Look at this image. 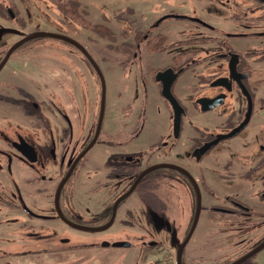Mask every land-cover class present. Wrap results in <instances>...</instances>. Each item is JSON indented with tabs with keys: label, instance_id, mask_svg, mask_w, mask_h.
Masks as SVG:
<instances>
[{
	"label": "flooded vegetation",
	"instance_id": "af4514ba",
	"mask_svg": "<svg viewBox=\"0 0 264 264\" xmlns=\"http://www.w3.org/2000/svg\"><path fill=\"white\" fill-rule=\"evenodd\" d=\"M73 1L79 18L86 20L87 9ZM114 16L119 30L107 26L118 40L117 67L130 72L127 81L141 84L143 109L132 126L127 112L117 115L122 133L117 140L103 131V119L90 145L99 110L93 129L85 132L77 128L74 102L66 108L44 95L42 73L35 80L23 79L30 66L11 65V59L16 52L25 53L22 45L35 38L8 54L27 36L10 41L8 24L23 20L11 0H0V264H43L46 259L96 264L103 262L97 251L110 247L130 250L134 262L160 264V255L141 251L161 246L154 235L160 229H180L173 264L184 241L181 264H234L245 256L238 264H264L256 258L264 250L257 249L264 243V0H181L168 12L127 8ZM130 62L134 64L128 67ZM70 70L69 64L67 79ZM165 70L175 74L170 90L182 108L177 132L171 105L155 79ZM188 73L192 78L183 103L172 88ZM148 87L155 88L167 121L156 142L140 145L151 103ZM208 143L212 145L201 153ZM95 147L99 154L93 158ZM155 165L165 166L147 172L132 188ZM210 172L228 183L245 180L246 192L216 195L205 180ZM151 175V184L163 186L164 208L146 209L141 225L138 200L131 195ZM76 186L82 191L77 193ZM203 195L221 202L203 208ZM185 199L191 200L190 207L183 208ZM203 209L210 213L202 215ZM153 212L163 219L161 228L155 227ZM197 228L199 240L187 252ZM82 233L88 235L83 239ZM116 233H124L123 238H106ZM118 241L126 245L113 246ZM40 242L46 250L27 249ZM77 249L84 253H75Z\"/></svg>",
	"mask_w": 264,
	"mask_h": 264
},
{
	"label": "rangeland",
	"instance_id": "374dc122",
	"mask_svg": "<svg viewBox=\"0 0 264 264\" xmlns=\"http://www.w3.org/2000/svg\"><path fill=\"white\" fill-rule=\"evenodd\" d=\"M65 0H62L64 2ZM82 6L87 9L86 20L88 25L82 27L79 19H75L74 22L70 16L64 15L58 8V2L60 0H11L13 5L16 7L19 15L22 17L23 22L18 23L12 21L8 25L10 26L11 42H15L21 37L30 36L41 32H54L58 34H64L70 36L72 39L79 42L85 49L92 54L93 58L99 65L105 79V112L103 121V131L109 133L108 138L111 140L120 139L122 133H118L117 115L121 112L128 113L130 121L133 124H137L140 121L141 110L143 109L144 97L141 93L142 86L134 80L133 84L127 81L126 78L130 75L129 71L122 72L118 70V63L120 62L119 54L115 51H109L106 48L107 41L100 39L94 32L91 31V25L93 23H105L111 27L115 32L119 30L121 24L116 20L115 13L117 11H123L127 8H131L140 13H148L150 10L157 12H168L169 10L177 9V2L181 0H78ZM82 19V18H81ZM73 20V19H72ZM114 32V33H115ZM118 44V40H115V44ZM23 49H26L25 53L16 52L11 59V65L26 63L30 67L23 72V79L35 80L36 76L40 73L44 76V95L49 96L53 99L57 105L76 106V120L79 124L77 128L85 129L87 132L93 129L96 117L99 110V97H100V85L97 81L96 75L86 64L81 53L74 49L72 46L58 41L53 38H35L32 42L23 45ZM103 51L105 53L103 54ZM69 64L73 67L70 70L72 76L67 79V67ZM134 64L130 62V65ZM127 67V68H128ZM25 76V77H24ZM191 75L181 76L179 81L173 86L172 91L177 99L185 102V97L188 95L189 86L187 81L191 79ZM69 81V82H68ZM62 85H64L62 87ZM71 91V93L69 92ZM148 99L151 100V91L148 87ZM74 93V94H73ZM73 97L74 100L71 98ZM184 98V100H183ZM46 100V99H44ZM158 106V109H156ZM155 108L150 106L151 112L148 109V122H146L142 134L138 140L140 145H148L154 143L164 133V126L167 121V115H165V107L161 104H157ZM127 112V113H126ZM122 131V130H120ZM103 134H105L103 132ZM111 134V136H110ZM95 147L92 152L93 158L99 153ZM213 152H210L209 158ZM155 175L149 176L148 181H143L137 186L136 191L131 195L138 200V206L140 210V224L145 223L144 211L149 207H155L157 209L164 208L163 205V186H158L156 182H153ZM148 178V177H147ZM206 183L210 190L221 196L223 193H233L239 191L244 193L245 191V180H236L237 183H228L227 181L221 180L218 174L207 173L205 177ZM82 187L76 186V191L79 193L82 191ZM185 192V190H183ZM222 197V196H221ZM221 198H215L210 196H202L201 205L206 208L209 204L221 202ZM131 201L129 199L125 202ZM175 202V201H173ZM191 200L185 199L183 208L190 207ZM179 207V206H178ZM209 214L210 211L203 209L201 214ZM126 218L125 215L122 216ZM202 227V226H201ZM200 227V228H201ZM194 233L193 237L186 245V251L193 248L198 242L197 232ZM203 228V227H202ZM173 231L169 233L164 229H160L154 232L155 238L161 241V246L157 248H145L141 251L152 252L156 255H160V264H173L174 254V240L179 239L181 233ZM178 232V233H176ZM47 232H45L46 234ZM88 234H81L80 237H85ZM124 233H116L112 236L106 237L107 239L112 238H123ZM84 239V238H83ZM39 243L37 247H29L27 249H39L46 250L47 245ZM6 251H20V248H8ZM75 253L83 254L84 250L77 249ZM102 251V252H101ZM18 254V253H17ZM97 254L102 257V263L96 264H151L144 260L136 261L132 259V255L129 251H124L122 248L110 247L104 248L97 251ZM40 255V254H39ZM46 255L47 254H43ZM61 255V254H60ZM151 256V255H149ZM168 259L169 263L163 259ZM256 258L264 260V250L259 252ZM141 260V259H140ZM55 264L54 259H46L45 263L52 262ZM47 262V263H46ZM38 264H41L40 261ZM62 264V263H61ZM68 264V263H63ZM71 264V263H70Z\"/></svg>",
	"mask_w": 264,
	"mask_h": 264
},
{
	"label": "water",
	"instance_id": "95a60500",
	"mask_svg": "<svg viewBox=\"0 0 264 264\" xmlns=\"http://www.w3.org/2000/svg\"><path fill=\"white\" fill-rule=\"evenodd\" d=\"M36 36H49V37H53V38L65 40V41H67V42L75 45L82 52V54L86 57V59L89 61V63L92 65L93 69L95 70L96 74L98 75L99 80H100V85H101V95H100V106H99V115H98V122H97V125H96V131H95L93 140L90 143V145H92L95 142V140H96V138H97V136L99 134L100 126H101L102 119H103V115H104V109H105V81H104L103 75H102V73H101L98 65L92 59V57L89 55V53L85 50V48L81 44H79L77 41H75V40H73V39H71V38H69V37H67L65 35H61V34H57V33H52V32H42V33H39V34H33V35H30V36H27V37L22 38L19 41L15 42L10 47L8 54L10 52H12L15 48H17L19 45H21L22 43H24L25 41H27V40H29L31 38H34ZM170 71L171 70H165L163 72H158L156 74L155 79L158 80V81H161V95L171 105V108L173 110V128H174V132H177L178 129H179L180 114L182 112V108L180 107L179 103L174 98V96L172 95L171 90H170L172 81H173V79L175 77V74L170 73ZM211 145H212V143H208V144L202 146L199 149V151H201V153H202L204 150H206L207 148H209ZM160 166H165V165H155V166H152V167L146 169L145 171H143L139 175V177L136 179V181L133 183L132 188L139 182V180L147 172H149L151 170H154L155 168H158ZM132 188H131V190H132ZM197 208L199 209V202H198ZM151 218H152V221H153L155 227L161 228L163 226V224H164L163 219L161 217H159L156 213H154V212L151 213ZM185 242L186 241H184V243L182 245H180L179 248H178V252H177V264H181V262H180V252H181V249L184 246ZM103 244H106V243H103ZM124 245H126V243L125 242H121V241H118V242H114L113 243V246H124ZM262 246H264V243L262 245H260L257 249L261 248ZM245 258H246V256L243 257L242 259H240L239 261H237L234 264L240 263Z\"/></svg>",
	"mask_w": 264,
	"mask_h": 264
},
{
	"label": "trees",
	"instance_id": "16d2710c",
	"mask_svg": "<svg viewBox=\"0 0 264 264\" xmlns=\"http://www.w3.org/2000/svg\"><path fill=\"white\" fill-rule=\"evenodd\" d=\"M58 8L61 10V12L64 15L70 16V17L75 18V19H79V21L81 22L80 24L83 25L82 27H86L88 25V21L84 20V19H80L78 14H77V11H78V2L77 1L65 0L64 2H62V0H60V2H58ZM90 29L100 39H104L108 42L106 47L110 52L112 50L115 51V49H117L118 45H114L115 39H116L115 34L107 25H105L103 23H93L91 25ZM66 44H68V43H66ZM125 45L130 46L128 43H126Z\"/></svg>",
	"mask_w": 264,
	"mask_h": 264
},
{
	"label": "crops",
	"instance_id": "0c3cea01",
	"mask_svg": "<svg viewBox=\"0 0 264 264\" xmlns=\"http://www.w3.org/2000/svg\"><path fill=\"white\" fill-rule=\"evenodd\" d=\"M151 103H150V106L152 107V108H155V106L159 103V104H161V101H160V99H159V96H157V94H156V91H155V88L153 87L152 88V91H151ZM157 107V106H156ZM149 110L151 111V109H150V107H149ZM152 112V111H151ZM153 113V112H152ZM165 115H166V113H165Z\"/></svg>",
	"mask_w": 264,
	"mask_h": 264
}]
</instances>
